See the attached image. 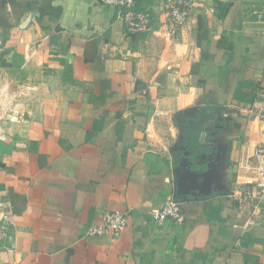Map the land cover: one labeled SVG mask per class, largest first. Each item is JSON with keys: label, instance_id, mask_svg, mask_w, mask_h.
Wrapping results in <instances>:
<instances>
[{"label": "crops", "instance_id": "1", "mask_svg": "<svg viewBox=\"0 0 264 264\" xmlns=\"http://www.w3.org/2000/svg\"><path fill=\"white\" fill-rule=\"evenodd\" d=\"M136 8L131 36L99 0H0V264H264V205L243 231L236 201L264 147V0H195L176 33ZM167 200L182 225L153 224ZM107 212L126 228L90 236Z\"/></svg>", "mask_w": 264, "mask_h": 264}, {"label": "built area", "instance_id": "2", "mask_svg": "<svg viewBox=\"0 0 264 264\" xmlns=\"http://www.w3.org/2000/svg\"><path fill=\"white\" fill-rule=\"evenodd\" d=\"M157 1L162 2L173 33H176L186 23L195 5V0ZM138 2L139 0H99L101 5L116 9L117 20L122 23L126 33L131 36L148 32L150 29L149 14L137 11ZM256 110H258L259 116L264 122V104L260 108H253L254 112ZM253 156L256 158V180L250 189L244 190L236 199L238 209H242L245 206L249 207L248 216L242 225L243 231L248 230L259 214L262 205H264V147L255 148ZM2 206L3 204L0 203V207ZM148 215L156 226L166 222L174 225H182L184 223V215L180 205L172 200H167L160 207L151 209ZM127 224L128 219L125 214L107 212L103 216L102 223L90 229L88 234L90 236L109 235L115 238L126 228ZM2 230L3 228L0 226V237L3 234Z\"/></svg>", "mask_w": 264, "mask_h": 264}, {"label": "water", "instance_id": "3", "mask_svg": "<svg viewBox=\"0 0 264 264\" xmlns=\"http://www.w3.org/2000/svg\"><path fill=\"white\" fill-rule=\"evenodd\" d=\"M189 165L190 164H188L186 160H183L179 164V167L175 170L178 175L177 186L179 194L181 193V191L191 189L195 181L199 179L196 175H193L192 173L187 171V167Z\"/></svg>", "mask_w": 264, "mask_h": 264}, {"label": "trees", "instance_id": "4", "mask_svg": "<svg viewBox=\"0 0 264 264\" xmlns=\"http://www.w3.org/2000/svg\"><path fill=\"white\" fill-rule=\"evenodd\" d=\"M196 131H197V128L195 130H188L187 131V139H186L187 142L192 136L195 135Z\"/></svg>", "mask_w": 264, "mask_h": 264}, {"label": "rangeland", "instance_id": "5", "mask_svg": "<svg viewBox=\"0 0 264 264\" xmlns=\"http://www.w3.org/2000/svg\"><path fill=\"white\" fill-rule=\"evenodd\" d=\"M169 22H170V20H169ZM170 28H171V26H170Z\"/></svg>", "mask_w": 264, "mask_h": 264}]
</instances>
